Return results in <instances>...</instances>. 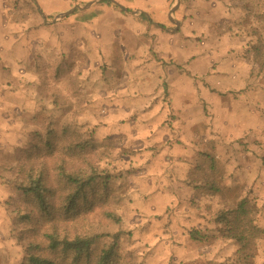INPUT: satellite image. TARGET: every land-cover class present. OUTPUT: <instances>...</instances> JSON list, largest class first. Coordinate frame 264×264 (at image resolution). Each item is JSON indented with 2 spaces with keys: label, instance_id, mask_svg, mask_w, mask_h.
Segmentation results:
<instances>
[{
  "label": "rangeland",
  "instance_id": "374dc122",
  "mask_svg": "<svg viewBox=\"0 0 264 264\" xmlns=\"http://www.w3.org/2000/svg\"><path fill=\"white\" fill-rule=\"evenodd\" d=\"M7 1L0 6V264L23 262L16 171L35 134L52 128L108 148L100 164L113 176L110 192L71 230L122 232L118 264H264V0H169L166 19L155 13L161 23L105 1L61 20L44 17L36 2ZM64 63L74 72L56 79ZM214 182L218 193L209 190ZM244 199L258 230L240 242L217 216ZM192 230L204 239L193 240Z\"/></svg>",
  "mask_w": 264,
  "mask_h": 264
},
{
  "label": "trees",
  "instance_id": "16d2710c",
  "mask_svg": "<svg viewBox=\"0 0 264 264\" xmlns=\"http://www.w3.org/2000/svg\"><path fill=\"white\" fill-rule=\"evenodd\" d=\"M88 17L82 21L97 15ZM261 53L262 48L256 46L255 54ZM254 60L257 62V57ZM65 65L55 67L56 79L65 75L66 70L74 72V67L65 70ZM54 94L55 98L63 97L57 88ZM52 129L45 135L35 134L36 144L32 143L33 148L16 171L22 197L16 215L17 225L23 229L20 236L25 250L22 264H118L122 232L86 234L71 230L75 218L85 211H93L95 203H103L102 199L110 192L113 176L100 164L104 157H109L108 148L103 151L102 144L98 146L83 133ZM205 158L210 159V168L217 170L215 159L209 155ZM209 190L218 193L220 187L214 182ZM249 210L250 202L244 199L236 209L218 214L217 221L227 223L229 237H238L243 242L251 230H258L250 219ZM107 217L112 222H120L113 213ZM190 235L196 241L205 237L200 230H192ZM104 239L107 242L100 246Z\"/></svg>",
  "mask_w": 264,
  "mask_h": 264
},
{
  "label": "crops",
  "instance_id": "0c3cea01",
  "mask_svg": "<svg viewBox=\"0 0 264 264\" xmlns=\"http://www.w3.org/2000/svg\"><path fill=\"white\" fill-rule=\"evenodd\" d=\"M7 0H0V6L3 5V3H5ZM10 3L13 0H9ZM7 1V2H9ZM16 1V0H15ZM30 3H32L33 6H35V2L37 4V7L40 8L43 12L45 13L44 15L47 16H53V15H59V14H63L65 12H68L69 10H72L73 8L77 7V6H84L86 4L89 3H94L89 9L95 7L96 5L99 4L98 0H68L69 2H66L65 4L62 3H51L49 0H26ZM114 2L112 4H115L113 6H117L120 5L121 7H126V8H131V9H137L138 11H140V14H144L147 17L152 19H155V21H157L158 23H161V20L156 19L155 17V13L159 14L160 17L166 19L168 16H165V14L167 12H169V8H170V4H169V0H113ZM43 15V16H44ZM151 16V17H150ZM45 17V16H44ZM77 17V16H76ZM100 15L97 14V17L92 18L91 20H95L96 18H99ZM88 20V21H91ZM75 22L77 24H83L85 23V21H82L81 19L79 21L75 20ZM87 22V21H86ZM164 22V21H163ZM37 32H33L29 38H36ZM22 37H25V39L28 37H26V33L24 32V35H22ZM69 39V38H68ZM70 45V43L66 44ZM65 47V46H64ZM24 53V52H23ZM37 69H39V67H37ZM38 71V70H35Z\"/></svg>",
  "mask_w": 264,
  "mask_h": 264
},
{
  "label": "water",
  "instance_id": "95a60500",
  "mask_svg": "<svg viewBox=\"0 0 264 264\" xmlns=\"http://www.w3.org/2000/svg\"><path fill=\"white\" fill-rule=\"evenodd\" d=\"M99 1L101 2L102 0H98V2H99ZM111 1L114 2L113 0H111ZM93 4H94V3H89V4H86V5H84V6H77V7L73 8L72 10H69L68 12H65V13L61 14V16H59L58 19H59V20L64 19L65 17L69 16L70 14H73V13L76 12V11H84V10H87V9H89ZM117 6H118L120 9L124 10V11H128V10L124 9L123 7H121V6L118 5V4H117ZM133 14H137V12H133Z\"/></svg>",
  "mask_w": 264,
  "mask_h": 264
}]
</instances>
